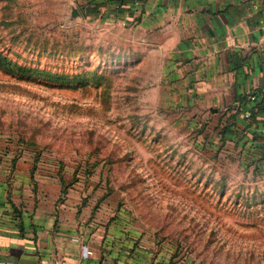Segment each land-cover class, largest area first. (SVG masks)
I'll return each instance as SVG.
<instances>
[{"label": "rangeland", "instance_id": "1", "mask_svg": "<svg viewBox=\"0 0 264 264\" xmlns=\"http://www.w3.org/2000/svg\"><path fill=\"white\" fill-rule=\"evenodd\" d=\"M162 67L73 0H0V180L82 187L171 264H264V153L177 105Z\"/></svg>", "mask_w": 264, "mask_h": 264}, {"label": "crops", "instance_id": "2", "mask_svg": "<svg viewBox=\"0 0 264 264\" xmlns=\"http://www.w3.org/2000/svg\"><path fill=\"white\" fill-rule=\"evenodd\" d=\"M73 1L88 21L129 28L152 47L177 105L222 116L230 135L264 153V106L249 100L264 88V0ZM39 176L35 190L30 179L0 180V264H171L125 216L80 204L82 187Z\"/></svg>", "mask_w": 264, "mask_h": 264}, {"label": "built area", "instance_id": "3", "mask_svg": "<svg viewBox=\"0 0 264 264\" xmlns=\"http://www.w3.org/2000/svg\"><path fill=\"white\" fill-rule=\"evenodd\" d=\"M249 100L253 101L256 105H263L264 106V88H262L259 91H255L249 95ZM247 117L251 116V111H247L246 113ZM86 253L88 255L93 253L92 249H87Z\"/></svg>", "mask_w": 264, "mask_h": 264}]
</instances>
